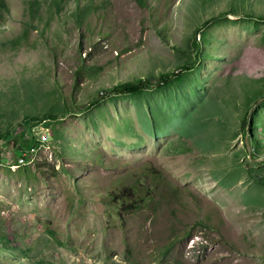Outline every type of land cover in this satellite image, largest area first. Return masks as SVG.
Instances as JSON below:
<instances>
[{"label": "rangeland", "instance_id": "1", "mask_svg": "<svg viewBox=\"0 0 264 264\" xmlns=\"http://www.w3.org/2000/svg\"><path fill=\"white\" fill-rule=\"evenodd\" d=\"M6 1L0 133L57 118L0 143V264H264V0Z\"/></svg>", "mask_w": 264, "mask_h": 264}, {"label": "trees", "instance_id": "2", "mask_svg": "<svg viewBox=\"0 0 264 264\" xmlns=\"http://www.w3.org/2000/svg\"><path fill=\"white\" fill-rule=\"evenodd\" d=\"M70 0H52V2L55 4V12L59 14V12L63 9L66 3H68ZM141 2V0H138ZM75 11L74 15H77L80 17L83 15L87 9L88 5L83 4L81 5L79 0H75ZM31 9H33V5L30 4ZM9 14V7L7 4L6 0H0V22L5 19V17ZM214 18H211V20ZM210 20V21H211ZM210 21L206 22V24L210 23ZM200 30V29H199ZM23 36L26 34V29H24ZM18 37L13 40L14 43H17ZM196 46V56L194 57L193 60L189 61V63L185 64L182 66L180 69L170 72V73H161L160 77L156 81V84L164 83V81L171 79V77L175 76L176 82H180L182 77H184L185 73L189 72L192 70L197 64H198V59H199V53H200V46L197 42H195ZM152 84L148 81V79L145 78H138L136 81H131L127 80V82H122L117 84L114 87L115 92L120 93V94H127V93H133L137 94L140 92H143V90L151 88ZM247 113V112H246ZM25 119L22 120L21 123H19L20 129H16L15 127H11L9 130H6L5 132L0 133V143L5 144L8 141H13L14 147H13V152L16 153L18 156L23 155V151L26 148V146L32 145V146H37L38 145V139L35 134L32 135L30 132V128L27 127L29 122H39L44 120L45 118L51 119V118H57L54 113H44L42 116L35 117V116H29V117H24ZM248 122V119H244V124L247 125L246 123ZM18 137V138H16ZM1 158V154H0ZM16 160V159H15ZM261 165H264V162L261 163ZM138 182V180L136 179ZM135 184H131L130 186L123 187L119 191L113 193L112 200L114 202L119 201L120 202V207L124 209H129V204L131 201L137 199L136 198V190H134ZM149 189V188H148ZM147 194L140 197V200L142 202H145L146 197L150 198V192L151 190H147ZM134 196V197H132Z\"/></svg>", "mask_w": 264, "mask_h": 264}, {"label": "built area", "instance_id": "3", "mask_svg": "<svg viewBox=\"0 0 264 264\" xmlns=\"http://www.w3.org/2000/svg\"><path fill=\"white\" fill-rule=\"evenodd\" d=\"M37 139H38V145H37L38 148H40V146L45 145L48 142L47 134L44 135L39 134L37 136ZM34 151H35L34 146L28 144L23 151L24 152L23 155L20 158H18L17 163L12 164V167L19 166L24 161V158H26L29 155V153H35Z\"/></svg>", "mask_w": 264, "mask_h": 264}, {"label": "water", "instance_id": "4", "mask_svg": "<svg viewBox=\"0 0 264 264\" xmlns=\"http://www.w3.org/2000/svg\"><path fill=\"white\" fill-rule=\"evenodd\" d=\"M247 139V138H246Z\"/></svg>", "mask_w": 264, "mask_h": 264}]
</instances>
